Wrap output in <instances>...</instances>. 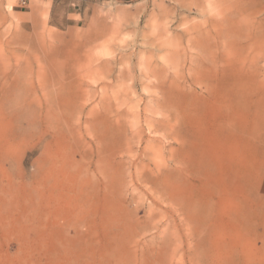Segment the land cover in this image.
<instances>
[{"label":"rangeland","instance_id":"1","mask_svg":"<svg viewBox=\"0 0 264 264\" xmlns=\"http://www.w3.org/2000/svg\"><path fill=\"white\" fill-rule=\"evenodd\" d=\"M0 264H264V0H0Z\"/></svg>","mask_w":264,"mask_h":264},{"label":"bare ground","instance_id":"2","mask_svg":"<svg viewBox=\"0 0 264 264\" xmlns=\"http://www.w3.org/2000/svg\"><path fill=\"white\" fill-rule=\"evenodd\" d=\"M208 1V0H207ZM199 2V1H198Z\"/></svg>","mask_w":264,"mask_h":264}]
</instances>
